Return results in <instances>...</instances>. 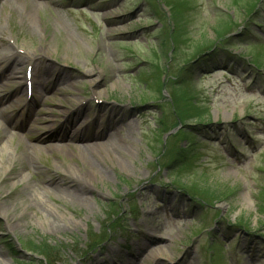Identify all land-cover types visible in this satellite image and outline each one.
<instances>
[{
  "label": "rangeland",
  "instance_id": "1",
  "mask_svg": "<svg viewBox=\"0 0 264 264\" xmlns=\"http://www.w3.org/2000/svg\"><path fill=\"white\" fill-rule=\"evenodd\" d=\"M5 1L0 52L26 62L0 93L28 122L12 147L36 165L0 164L15 211L0 216L1 264H264V0ZM28 69L51 77L25 97ZM108 133L127 154L89 151ZM77 175L85 202L43 191Z\"/></svg>",
  "mask_w": 264,
  "mask_h": 264
},
{
  "label": "bare ground",
  "instance_id": "2",
  "mask_svg": "<svg viewBox=\"0 0 264 264\" xmlns=\"http://www.w3.org/2000/svg\"><path fill=\"white\" fill-rule=\"evenodd\" d=\"M26 2L29 5H35L36 7L38 6V4H36L35 2H32L31 0H26ZM5 3H10V0H6ZM59 34V33H58ZM17 40V38H15ZM3 47V51L0 52V78L6 76L7 78H13V74H20L21 73V69L23 64L26 62V57L22 56L21 54H19L18 51H16L17 46L14 44L9 43V45H2ZM37 58V56L34 53H30L28 54V59L29 61L32 59ZM33 76V73H32ZM51 75H49L48 73H44L42 74V77H40V79L38 81H34L32 80V89L36 90L37 88H41L42 90H45L44 88L47 87L49 85V80H50ZM17 78L19 79L18 81V87L16 89V91L18 93H20L22 95H24L25 93V97H26V93H27V78L26 76L23 77H19L17 76ZM11 97L10 94H6V95H2L0 93V106H3V104L5 103V101H7V99H9ZM26 100V99H25ZM24 100V101H25ZM30 102H26L27 106ZM39 104H43V100H38L36 101L35 105ZM35 108V106H33ZM5 109V110H4ZM6 106H3L2 108L0 107V118H4V122L6 123V127L3 128L1 125L0 128V139L1 142L3 143L2 148H1V153H0V164H2L1 167V172H3L4 174L7 173L8 170H10V167L12 165V163L14 161H20L23 164L26 165V167H33L35 166V162L31 161L30 156L28 155L29 152L26 151V155L25 157H23V152L22 153H18L16 151V148L12 147V139H13V133L12 130L13 129H18V130H22L23 128L27 127L28 122H26L25 125L23 124H19L17 119H14L13 114H9L6 112ZM32 116V114H31ZM33 117V116H32ZM117 127H119V125L117 126L116 122H111L108 124L107 129L105 130L106 132H108L109 130H111L110 132H113ZM104 132V133H106ZM110 135V136H109ZM86 137V133L85 132H81L79 131V129H76L75 134L73 135V138L75 139H79V138H84ZM7 138V139H6ZM4 139V141H2ZM7 141H6V140ZM116 137H114L111 133H108V136L106 137V139L103 141H97L96 145H92L90 146L89 151H95V149L100 148L99 150L102 151H106L107 153L112 151L109 149L110 147H116L118 149H120L121 152H126V154L128 153V144L127 142H116L115 141ZM6 141V142H5ZM44 141L43 137H40V142ZM101 142V143H100ZM32 149H35V147H31ZM11 150V153L9 154V156L7 158H2V154H4L5 151L7 150ZM86 151L85 153L83 151H81V153L83 154L82 156V160L85 161L86 165H88L91 169L93 170V173L95 175V173L97 175H105L107 172L105 169L99 167L98 163L96 162L95 159H93V157L88 156ZM89 153V152H88ZM24 160H22V157ZM25 161V162H24ZM37 168V167H36ZM71 172V171H70ZM74 173V172H73ZM92 173V172H91ZM90 173V177H92ZM75 174V173H74ZM93 178V177H92ZM27 179V176H22L20 180L17 181V183H20L24 180ZM85 178H81L78 175L75 176V178L73 180L70 181H64L62 179H58V180H53L50 182H47L46 186H44L43 191L52 196V192L51 189H56L58 190L60 193L64 194L66 196L67 199H71L72 202H85L86 199H88V195H87V191L84 189V187L81 186L82 182H85ZM80 183V185L77 184ZM4 185H1V180H0V216H3L5 218L8 219V222H13L14 220V213L15 211L12 210L11 207H5V205L7 204V202L9 201L10 191H4L3 190ZM44 208H49L47 205H45ZM14 212V213H13ZM50 214H55V212L53 210H50ZM56 221V219H54ZM12 229H15V225L14 223L10 224ZM147 245L149 246L150 243H143L142 247L145 250V248L147 247ZM2 263V260L0 258V264ZM128 264V263H125ZM138 264H143L142 261H139Z\"/></svg>",
  "mask_w": 264,
  "mask_h": 264
},
{
  "label": "trees",
  "instance_id": "3",
  "mask_svg": "<svg viewBox=\"0 0 264 264\" xmlns=\"http://www.w3.org/2000/svg\"><path fill=\"white\" fill-rule=\"evenodd\" d=\"M32 245H34V244H32ZM38 247V246H37ZM38 249H39V251L41 252V254H43L44 252H47V253H50V254H52V252L54 251L53 249H55V248H51V247H49V245H47V244H43V246L42 247H38ZM44 255V254H43ZM46 256V255H45Z\"/></svg>",
  "mask_w": 264,
  "mask_h": 264
}]
</instances>
